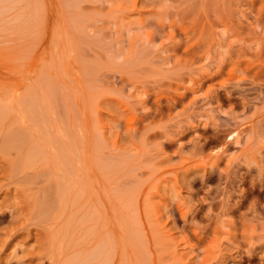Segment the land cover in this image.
Wrapping results in <instances>:
<instances>
[{"label":"rangeland","instance_id":"rangeland-1","mask_svg":"<svg viewBox=\"0 0 264 264\" xmlns=\"http://www.w3.org/2000/svg\"><path fill=\"white\" fill-rule=\"evenodd\" d=\"M0 264H264V0H0Z\"/></svg>","mask_w":264,"mask_h":264}]
</instances>
